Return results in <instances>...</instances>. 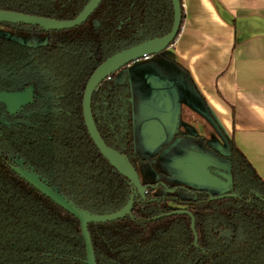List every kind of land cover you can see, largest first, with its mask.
I'll list each match as a JSON object with an SVG mask.
<instances>
[{
	"label": "trees",
	"instance_id": "trees-1",
	"mask_svg": "<svg viewBox=\"0 0 264 264\" xmlns=\"http://www.w3.org/2000/svg\"><path fill=\"white\" fill-rule=\"evenodd\" d=\"M88 2L0 0V10L66 21L75 19ZM173 22L171 0H103L84 24L70 30L42 34L37 27L0 24V73L36 66L53 77L47 91L58 104L57 113L25 117L26 123L12 127L0 123V264H86L80 221L19 177L5 158L19 155L82 209L95 214L121 210L131 186L92 141L83 117L84 92L109 57L168 34ZM17 33L46 41L22 43ZM137 76L150 90L148 80L168 82L179 91L181 104L196 103L197 98L212 116L188 71L165 53L124 68L100 85L92 104L97 128L109 147L129 157L148 194L145 200L135 197L131 216L88 226L96 263L264 264V180L233 136L213 119L225 144L221 164L233 179L229 194L237 197L209 201L203 192L192 200L176 168L191 153H201L188 139L166 153L164 148L173 142L138 156L132 103ZM145 97L146 102L154 99L153 92ZM182 125L187 128L184 120ZM162 182L178 189L166 194ZM171 204L187 207L194 217L197 244L191 216L171 215Z\"/></svg>",
	"mask_w": 264,
	"mask_h": 264
},
{
	"label": "crops",
	"instance_id": "crops-1",
	"mask_svg": "<svg viewBox=\"0 0 264 264\" xmlns=\"http://www.w3.org/2000/svg\"><path fill=\"white\" fill-rule=\"evenodd\" d=\"M169 49L264 180V0H182Z\"/></svg>",
	"mask_w": 264,
	"mask_h": 264
},
{
	"label": "water",
	"instance_id": "water-1",
	"mask_svg": "<svg viewBox=\"0 0 264 264\" xmlns=\"http://www.w3.org/2000/svg\"><path fill=\"white\" fill-rule=\"evenodd\" d=\"M102 1L103 0H90L75 19L66 21L52 20L48 18L29 16L17 12L0 10V24L8 23L13 25L39 27L45 32L70 30L84 24L97 10ZM171 1L174 9V22L171 31L162 37H156L146 40L138 45L119 51L109 57L93 72L84 92L83 117L85 126L92 141L94 142L100 153L103 155V157L118 173H120L129 181L131 186V196L128 203L121 210L115 213L95 214L80 208L73 201L67 199L56 188L52 187L48 180L36 173L34 169L24 167V161L22 159L17 161L19 167L13 168V171L29 185L34 187L48 199L56 203L58 206L69 212L80 221L81 231L86 243V264H97L92 238L88 226L90 224H104L115 222L127 216H131L132 209L135 203V197L139 195L142 199H145L146 190V188L142 185L139 174L135 166L130 161L129 157L126 154H123L118 150L109 147L103 140L97 128L92 111L93 95L98 90L100 85L105 80L109 79L113 74H116L122 69L141 60L152 58L154 56L165 53L174 45L182 29L183 5L181 0ZM165 84V82L157 81L156 87L158 89H162ZM157 94L159 93H153V98L155 99V101H158V98L156 97ZM160 94L164 96V98L159 102V109L150 110L148 112V121L146 122V128L144 130V134L147 138V146L151 151L157 150L166 141V128H171L170 134L171 136H175L178 133L180 126V109L178 108V111L173 118L172 99L170 95H164L161 92ZM31 101V90L30 92L23 93H0V102H4L6 104L7 111L10 115L17 114L22 107L31 103ZM163 105L165 106V109H163L164 112H162ZM206 113L213 124L212 119L215 121L216 119L213 116L212 112V116H210L207 111ZM210 166L217 167V164L209 160L206 156L198 153H191L189 157L180 160L176 164V168L181 171V174L185 178L187 184H189L190 186H194L195 184H210L221 186V188H223V191H221V197L211 198V200L222 199L226 197H237V195L235 194H229L233 185V179L228 170L227 172H219L218 175L221 176V178H218L210 173ZM221 168L226 170L223 164H221ZM173 214H187L191 216L192 230L195 234V244H197L198 238L195 231L194 217L187 211H176L173 212Z\"/></svg>",
	"mask_w": 264,
	"mask_h": 264
},
{
	"label": "flooded vegetation",
	"instance_id": "flooded-vegetation-1",
	"mask_svg": "<svg viewBox=\"0 0 264 264\" xmlns=\"http://www.w3.org/2000/svg\"><path fill=\"white\" fill-rule=\"evenodd\" d=\"M40 31L42 32V34H47L49 32H52V31L45 32L41 29ZM17 35H23V33H17ZM44 41H46V38L42 42ZM167 55H170V54H167ZM149 59L151 58L141 60L126 68L129 69L133 65L139 64L142 61H148ZM35 68L36 66H29L23 69V71H19L20 69L14 70V71L3 70L0 73V83H1L0 93L1 92L23 93V92H30V90L32 92L31 103L22 107L21 110L15 115H10L7 111L6 104L4 102H0V123L1 124L7 127H12L13 125L21 123L22 119L25 117L27 118L33 115H46V114H51V113H57L58 110L56 107L58 106V104L55 99L56 97L54 94L47 91L48 86H51L54 82L53 77L49 73L44 72L41 69H35ZM157 81L158 80H151V81L148 80L149 84L152 86V89L154 90V93H159L156 96L158 98L157 102L159 103L164 98V96H162L160 92L163 93L164 95L169 94L172 99L173 118L176 115L178 108L180 109V115H179L180 126H179L178 133L175 136H171L170 134L171 128H166V141L158 149L163 147L168 142H173L171 146L164 148V153H166L173 146L178 144L181 141V139H188L193 142V144L196 146V149H198L201 152L200 154L206 156L209 160L217 164V167L210 166L209 170L212 175H214L215 177L221 178V176L218 175L219 172L221 171L227 172V170H224L223 168H221V157H220L221 147L218 146L217 148L216 146L218 143L215 145L211 143L209 139H207L206 134L208 133V131L206 130L205 125L203 123L194 121L196 113L192 111L191 109L187 111L186 105L183 103L181 104V101L178 99L179 91L175 88V86L169 84L168 82H165L166 84L163 86V88L158 89L156 87ZM158 82H161V81H158ZM166 86H169V89H167ZM132 103L134 104V98L132 99ZM92 104H93V100H92ZM164 107L165 106L163 105L162 112H164L163 111V109H165ZM82 108H83V103H82ZM173 118H172V122H173ZM183 120L185 121L187 128L182 125ZM22 123H26V122L23 121ZM133 123H134V119H133ZM20 159L24 161V164H23L24 167L34 169L31 165L27 164V162L23 158H21L19 155H8L5 158V162L13 170V168L19 167V165L17 164V161ZM34 171L38 173L35 169ZM43 178L45 177L43 176ZM160 185L164 187L166 194H173L178 189V188H169L163 182ZM144 187L146 188L145 190V199H146V196L148 194V188L146 186ZM187 187L191 189L188 192H191L193 201H196L197 194L200 195L203 192H207L209 201L220 200V199L211 200V198L221 197V191H223L222 190L223 188H221V186H215V185H210V184H202V185L195 184L194 186H190L189 184H187ZM185 188L186 187H182V189H185ZM170 207L174 209L171 212V215L173 214V212L186 211L187 209V207L176 205V204H171Z\"/></svg>",
	"mask_w": 264,
	"mask_h": 264
},
{
	"label": "rangeland",
	"instance_id": "rangeland-1",
	"mask_svg": "<svg viewBox=\"0 0 264 264\" xmlns=\"http://www.w3.org/2000/svg\"><path fill=\"white\" fill-rule=\"evenodd\" d=\"M16 37L22 43H30L29 40H31L33 41V43L37 44L43 41L42 38L38 36L24 37L23 35H17ZM165 54H171V52L167 50ZM144 84L145 83H143L141 80V76L135 77L132 82V94L134 98V104H133L134 150L135 153L141 157L143 156L144 151H147V149L149 150L147 146V138L144 134V130L146 128V122L148 121L147 114L150 110L159 109V103L154 99H151L146 102L145 93L147 94L152 92L154 93V90L153 89L150 90V88L146 87ZM166 88L169 89V86H166ZM193 100H196L197 102L194 103L193 101H191L184 103L186 105L187 111L190 109L192 111L193 109L195 110V108L192 107L193 105H195V107L199 109L201 114L200 115L195 114L194 121L203 123L206 127V130L208 131V133L206 134L207 139H209V141L215 145L218 143L216 147L218 148L219 146L222 149V147L225 145L223 137L220 135L219 131L210 121L200 100H198L197 98H194Z\"/></svg>",
	"mask_w": 264,
	"mask_h": 264
}]
</instances>
